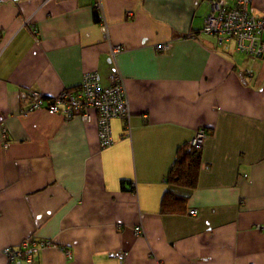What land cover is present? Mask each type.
<instances>
[{"label":"crops","instance_id":"crops-1","mask_svg":"<svg viewBox=\"0 0 264 264\" xmlns=\"http://www.w3.org/2000/svg\"><path fill=\"white\" fill-rule=\"evenodd\" d=\"M251 8L263 13L264 0ZM208 10L206 0H0V264H264V56L200 33ZM112 45L123 49L113 56ZM92 71L104 87L124 77L130 137L114 118L101 147L94 111L89 122L24 112L33 91L54 97ZM200 127L197 186L169 183ZM167 192L186 198L178 211L162 210ZM28 237L52 244L10 262L5 248Z\"/></svg>","mask_w":264,"mask_h":264},{"label":"built area","instance_id":"built-area-1","mask_svg":"<svg viewBox=\"0 0 264 264\" xmlns=\"http://www.w3.org/2000/svg\"><path fill=\"white\" fill-rule=\"evenodd\" d=\"M209 6L205 23L200 33L210 34L217 38L220 46L234 42L239 52L256 57L264 56V12L255 13L252 10L253 0H206ZM96 6L101 8L100 1ZM30 28L37 34V28L32 22ZM170 42L156 45L158 51H167ZM123 49L121 45H112L111 53L115 56ZM37 109H46L50 113L62 114L70 119L79 113L83 121L92 119V111L97 114L98 134L101 147L113 144L112 120L124 119L125 136H131V117L129 98L124 77L115 72L111 75V84L102 86L97 72H86L81 84L73 89H65L54 97H47L40 91L31 93V101L24 108V112ZM209 130L200 127L190 142L191 147L202 149ZM192 215L197 210H191ZM136 234H143L142 226L135 228ZM52 244L50 240L28 237L17 246L5 248L4 252L10 262L20 258H27L30 262L32 256L39 250ZM67 254L71 256L68 251Z\"/></svg>","mask_w":264,"mask_h":264},{"label":"trees","instance_id":"trees-1","mask_svg":"<svg viewBox=\"0 0 264 264\" xmlns=\"http://www.w3.org/2000/svg\"><path fill=\"white\" fill-rule=\"evenodd\" d=\"M202 165V149H195L187 144L180 149L177 160L169 171L167 180L169 183L179 184L194 190L198 184ZM185 202V197L167 192L162 201V210L164 212L178 211V207Z\"/></svg>","mask_w":264,"mask_h":264}]
</instances>
